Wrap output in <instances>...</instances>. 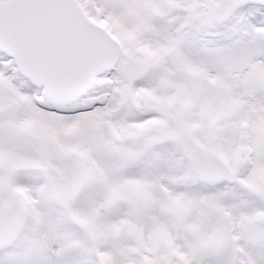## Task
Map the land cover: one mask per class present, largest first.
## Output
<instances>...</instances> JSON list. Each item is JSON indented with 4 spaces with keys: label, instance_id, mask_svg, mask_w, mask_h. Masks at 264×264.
I'll list each match as a JSON object with an SVG mask.
<instances>
[{
    "label": "snow or ice",
    "instance_id": "snow-or-ice-1",
    "mask_svg": "<svg viewBox=\"0 0 264 264\" xmlns=\"http://www.w3.org/2000/svg\"><path fill=\"white\" fill-rule=\"evenodd\" d=\"M0 264H264V0H0Z\"/></svg>",
    "mask_w": 264,
    "mask_h": 264
}]
</instances>
